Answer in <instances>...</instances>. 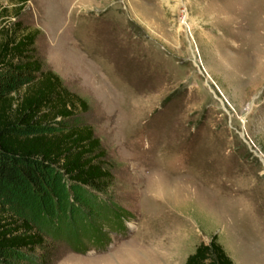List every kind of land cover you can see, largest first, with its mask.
Listing matches in <instances>:
<instances>
[{
    "label": "rangeland",
    "instance_id": "374dc122",
    "mask_svg": "<svg viewBox=\"0 0 264 264\" xmlns=\"http://www.w3.org/2000/svg\"><path fill=\"white\" fill-rule=\"evenodd\" d=\"M15 21L86 102L48 132L90 127L110 176L99 209L58 181L0 184L33 225L62 230L70 195L91 222L86 252L43 234L41 259L185 264L216 235L233 264H264V0H0Z\"/></svg>",
    "mask_w": 264,
    "mask_h": 264
},
{
    "label": "trees",
    "instance_id": "16d2710c",
    "mask_svg": "<svg viewBox=\"0 0 264 264\" xmlns=\"http://www.w3.org/2000/svg\"><path fill=\"white\" fill-rule=\"evenodd\" d=\"M37 32L23 27L20 21L0 25V184L58 181L67 188L64 194L77 193L89 206L99 209L97 201L110 176L103 168L102 151L92 129L57 127L58 131L48 132L50 124L74 118L77 110L86 111V102L69 91L53 71L44 69L35 55ZM66 200L69 216L60 231L49 224L47 212L45 224L34 226L0 206V264L10 256L29 264H50L37 254L47 248L43 234L86 252L82 249L88 236L84 226L90 221L74 206L72 195ZM185 264L233 262L213 235L208 244L197 245Z\"/></svg>",
    "mask_w": 264,
    "mask_h": 264
},
{
    "label": "crops",
    "instance_id": "0c3cea01",
    "mask_svg": "<svg viewBox=\"0 0 264 264\" xmlns=\"http://www.w3.org/2000/svg\"><path fill=\"white\" fill-rule=\"evenodd\" d=\"M135 257L134 255L131 256V258Z\"/></svg>",
    "mask_w": 264,
    "mask_h": 264
}]
</instances>
